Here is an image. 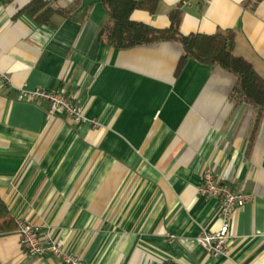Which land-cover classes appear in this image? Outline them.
Returning a JSON list of instances; mask_svg holds the SVG:
<instances>
[{
    "label": "crops",
    "instance_id": "obj_1",
    "mask_svg": "<svg viewBox=\"0 0 264 264\" xmlns=\"http://www.w3.org/2000/svg\"><path fill=\"white\" fill-rule=\"evenodd\" d=\"M29 1L0 0V195L15 221L62 238L84 264H264V112L232 96L235 77L193 59L176 75L174 41L100 42L101 0L45 24L18 13ZM182 1L131 17L165 28L180 6L182 34L234 30V54L264 78V0ZM21 87L70 94L85 119L48 117ZM206 169L252 195L232 214L226 257L196 241L221 224L217 200L197 191ZM0 264L60 260L27 255L11 231L0 234Z\"/></svg>",
    "mask_w": 264,
    "mask_h": 264
},
{
    "label": "trees",
    "instance_id": "obj_2",
    "mask_svg": "<svg viewBox=\"0 0 264 264\" xmlns=\"http://www.w3.org/2000/svg\"><path fill=\"white\" fill-rule=\"evenodd\" d=\"M160 0H101L106 18L97 30V39L115 49H127L149 45L159 41H174L181 47L175 74L178 75L186 62L193 59L201 64L217 66L232 76L236 82L232 96L257 110V117L264 112V78L257 73L251 62L233 52L236 32L231 29L213 34L180 32L182 10L180 6L167 14L169 25L157 28L132 19L135 10L154 14ZM81 5V0H71L68 7L53 6L47 0H30L18 13L26 14L39 24L48 23L54 14L70 17ZM17 223L10 215L0 195V234L16 231ZM161 264H177L164 261Z\"/></svg>",
    "mask_w": 264,
    "mask_h": 264
},
{
    "label": "built area",
    "instance_id": "obj_3",
    "mask_svg": "<svg viewBox=\"0 0 264 264\" xmlns=\"http://www.w3.org/2000/svg\"><path fill=\"white\" fill-rule=\"evenodd\" d=\"M194 0H183L182 4H191ZM0 79L7 82V76L0 72ZM21 98L26 100H41L48 103L47 116L64 115L71 122L78 123L85 119L82 106L76 103L72 96L59 90H50L41 87L17 89ZM92 124H96L91 120ZM198 194L214 198L218 202L221 224L214 231H201L197 236V243L212 257H226L228 254L229 229L233 212L252 200V195L242 190H233L232 187L220 181L214 173L206 169L197 188ZM19 242L29 256H53L60 260V264H84L81 259L67 251L64 241L60 237L42 238L38 227L25 220H17Z\"/></svg>",
    "mask_w": 264,
    "mask_h": 264
}]
</instances>
